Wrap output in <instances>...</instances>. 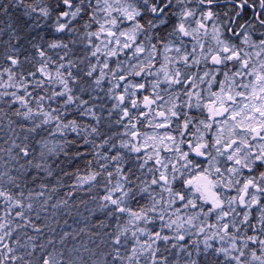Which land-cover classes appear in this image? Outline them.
Wrapping results in <instances>:
<instances>
[{"label": "snow or ice", "instance_id": "1", "mask_svg": "<svg viewBox=\"0 0 264 264\" xmlns=\"http://www.w3.org/2000/svg\"><path fill=\"white\" fill-rule=\"evenodd\" d=\"M0 264H264V0H0Z\"/></svg>", "mask_w": 264, "mask_h": 264}]
</instances>
